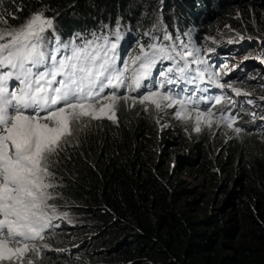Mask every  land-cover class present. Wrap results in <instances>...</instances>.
I'll use <instances>...</instances> for the list:
<instances>
[{"label": "trees", "instance_id": "trees-1", "mask_svg": "<svg viewBox=\"0 0 264 264\" xmlns=\"http://www.w3.org/2000/svg\"><path fill=\"white\" fill-rule=\"evenodd\" d=\"M248 7L259 22L243 29L260 35L264 0H0V30L18 28L37 12L54 18L47 35L62 43L79 44L93 33L115 41L112 33L118 29L117 66L122 67L140 54L138 47L132 49L137 37L145 41L159 31V42L183 41L190 48L211 26L239 27L238 15ZM163 33L173 40L164 41ZM143 43L146 48L152 42ZM218 43L198 54L217 79L210 82L206 74L194 84L181 80L161 90L185 100L193 94L200 107L236 117L234 127L242 131L227 139L206 128L170 136L165 114L134 109L123 99L115 122L82 123L63 152L52 157L54 227L36 242L37 264H264V142L257 138L260 125H248L250 111L223 104L228 87L217 86L226 83L217 69L225 46ZM215 51L223 54L221 61ZM172 64L158 62L144 81L147 89L121 88L117 94L157 89L164 79L159 71ZM212 89L226 96L219 105L213 95L200 94ZM182 171L200 176L201 186L209 188L186 187Z\"/></svg>", "mask_w": 264, "mask_h": 264}, {"label": "snow or ice", "instance_id": "snow-or-ice-1", "mask_svg": "<svg viewBox=\"0 0 264 264\" xmlns=\"http://www.w3.org/2000/svg\"><path fill=\"white\" fill-rule=\"evenodd\" d=\"M53 19L37 12L18 28L0 30V261H22L25 253L38 252L36 242L54 227L49 215L55 212L49 203L56 189L52 157L63 152L75 121L106 118L115 122L117 103L129 99L118 91L147 89L144 81L152 78V70L164 60L173 64L159 71L164 79L158 88L132 97L133 103L157 110L178 107L176 116L184 120L190 116L186 104H196L193 94L185 100L161 89L181 80L194 84L206 74L210 82L218 78L208 72L206 60L183 41L142 46L131 64L124 62L118 67V29L112 33L115 41H110L108 34L93 33L92 39L79 44L62 43L47 35L54 27ZM163 40L172 41L173 36L164 33ZM217 86L223 89L226 85ZM106 89L110 91L106 93ZM232 90L241 95L240 89ZM221 100V96L215 97L216 104ZM211 116L210 110L196 109L194 131L202 130V117L211 127ZM235 119L221 116L215 123L239 134L242 129L234 127ZM27 264H33L32 260Z\"/></svg>", "mask_w": 264, "mask_h": 264}, {"label": "rangeland", "instance_id": "rangeland-1", "mask_svg": "<svg viewBox=\"0 0 264 264\" xmlns=\"http://www.w3.org/2000/svg\"><path fill=\"white\" fill-rule=\"evenodd\" d=\"M251 15L252 20L250 19ZM238 20L240 22L239 27H230L227 22H222L221 24L215 25L214 27L211 26L210 29L213 28L212 30H203L199 38L191 40V47L189 49L196 51L197 54H201L204 48L208 47V45L212 43V41H219V45H224L225 49L226 47L229 48L228 54L224 49V61L221 64L222 66L218 67L217 69L221 76L224 75L226 77V83H224L226 87L227 85L232 86V88H228L227 98L223 102V104H231L234 109L239 106V110L245 109L250 111L251 115L248 116L247 119L250 120L248 125L250 127H253L255 124L260 125L259 128H256V131L258 133L257 138L259 139V141L264 142V31H262L260 35H257L254 32H250L246 27L245 29H243V27L247 25L254 29V23L256 21L259 22L255 16L254 10L250 7L244 10L242 9L241 14L238 15ZM126 30L129 29L127 28ZM159 37V31L149 33L148 38H146L145 41H143V37H137L133 39L132 49H137V47L141 49L142 46H145V43L143 42L150 43L151 41L152 43L155 42L158 45L163 44L162 42L158 41ZM244 70H246V72ZM240 73H243V76H240ZM249 74L253 75L249 77ZM233 88L240 89L241 95H236V93L232 90ZM149 90L156 89L142 90L139 93L135 92L132 94L131 92H124L118 95L121 97L127 95L129 99L126 100V102L130 101L131 106L134 109L142 107L148 113H157L160 115L165 114L166 125L169 127V134H171L170 136L175 135V133L180 129L184 132H191V130L194 131L195 110L199 109L203 112L207 109L212 113L211 119L213 120V125L211 127H207L204 124L202 117L201 128L212 130V132L219 135L220 138H231L230 136L233 133V130L228 128L225 124L215 123V121L219 120L221 116L218 113L213 112L212 109L204 107H189L186 105L187 110L190 112V116L187 119L182 120L177 118L176 116V112L180 111L178 107L163 108L162 110H157L152 105H148L146 109L145 105H142L138 102L133 103L131 99L132 97L139 98L141 94H146V91ZM178 98L182 99L181 97ZM120 101L116 105L115 113H117ZM249 101H251V103H249ZM168 113L171 115H168ZM88 120L89 118H83L82 120L75 121L72 125L73 135L76 129L82 123ZM175 148L176 147H174L172 151L178 152V150ZM154 149L156 148H152V150ZM174 164L175 162H172V165ZM180 177L186 181V187L198 186L199 188H203V190H207L209 188L201 186V177L198 175L193 176L190 175L187 171H182ZM49 215L55 216V214H53L52 212H50ZM12 246L15 247V245ZM68 248L71 247L68 246L67 250ZM37 254L38 252H28L25 253L22 261L13 262L14 264H27L28 260H32L33 264H37L39 259L36 256ZM4 261H0V264H4Z\"/></svg>", "mask_w": 264, "mask_h": 264}, {"label": "bare ground", "instance_id": "bare-ground-1", "mask_svg": "<svg viewBox=\"0 0 264 264\" xmlns=\"http://www.w3.org/2000/svg\"><path fill=\"white\" fill-rule=\"evenodd\" d=\"M225 51H226V53H228V51H229V48L228 47H226V49H225ZM245 72H246V70H244ZM241 74V73H240ZM239 74V75H240ZM243 74V73H242ZM241 76V75H240ZM238 78H239V76H238ZM142 90H145V89H142ZM201 95H203V96H211V95H213L214 97H216V96H221L222 97V100L226 97L225 95H224V92H222V93H220L218 90H216V89H212V90H206V91H203L202 93H200ZM179 97H181L182 98V95H179ZM221 100V101H222ZM201 101H204V100H201Z\"/></svg>", "mask_w": 264, "mask_h": 264}, {"label": "clouds", "instance_id": "clouds-1", "mask_svg": "<svg viewBox=\"0 0 264 264\" xmlns=\"http://www.w3.org/2000/svg\"><path fill=\"white\" fill-rule=\"evenodd\" d=\"M128 44V42L125 44V45H127ZM216 52V51H215ZM216 57H217V59L220 61L222 58H223V54L222 53H220V52H216ZM224 59V58H223ZM225 77V76H224ZM182 84H184V83H182ZM106 91V93L107 92H109L110 90H108V89H106L105 90ZM187 106H188V104H186ZM200 107V105H198V104H195V105H191V106H189V107Z\"/></svg>", "mask_w": 264, "mask_h": 264}]
</instances>
